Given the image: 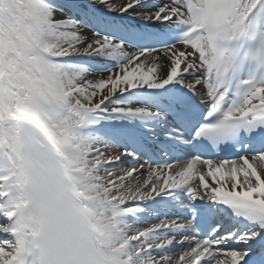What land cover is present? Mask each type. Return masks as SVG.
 Masks as SVG:
<instances>
[{
    "label": "snow or ice",
    "instance_id": "snow-or-ice-1",
    "mask_svg": "<svg viewBox=\"0 0 264 264\" xmlns=\"http://www.w3.org/2000/svg\"><path fill=\"white\" fill-rule=\"evenodd\" d=\"M0 264H264V0H0Z\"/></svg>",
    "mask_w": 264,
    "mask_h": 264
}]
</instances>
